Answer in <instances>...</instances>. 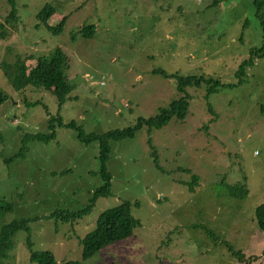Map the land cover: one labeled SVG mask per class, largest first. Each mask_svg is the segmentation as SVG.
<instances>
[{
    "label": "rangeland",
    "instance_id": "rangeland-1",
    "mask_svg": "<svg viewBox=\"0 0 264 264\" xmlns=\"http://www.w3.org/2000/svg\"><path fill=\"white\" fill-rule=\"evenodd\" d=\"M46 3L55 8L50 26L64 16L58 30L36 17ZM1 22L0 203L12 208L0 225L35 219L15 232L4 264H37L38 250L57 263L264 264L255 219L264 202V55L251 56L264 41V0H0ZM82 26L92 34L79 35ZM55 48L71 86L59 112L49 91H14L3 67L19 56L30 68ZM185 75L211 79L185 86V118L109 142L110 194L74 220L48 218L82 209L102 184L98 145L79 143L59 121L85 135L128 128L183 97L177 76ZM50 118L55 138L42 142ZM123 201L138 221L131 236L81 260L79 239Z\"/></svg>",
    "mask_w": 264,
    "mask_h": 264
},
{
    "label": "trees",
    "instance_id": "trees-1",
    "mask_svg": "<svg viewBox=\"0 0 264 264\" xmlns=\"http://www.w3.org/2000/svg\"><path fill=\"white\" fill-rule=\"evenodd\" d=\"M13 6V0H8ZM55 12L53 5L46 3L37 13L36 17L42 21L48 28L58 30L63 25L64 16L60 22L52 27L47 21ZM9 18H13V11L10 10L6 15L4 21H8ZM4 23H0V38H4L7 33L4 31ZM79 35L82 37H88L92 34L91 26H82L79 31ZM264 55V41L257 50L251 51L253 54ZM67 65V59L65 54L60 48H55L48 56H40L36 59L35 64L28 68L25 64V60L19 56L15 58L12 65L4 67V75L7 81L12 86L14 91L25 90L27 86H34L44 91L51 92L57 101L58 112L64 105V102L69 100L68 96L71 92V86L67 82L66 76L63 73ZM179 94L184 95L185 86L199 85L201 82L211 84V79L201 80V77H195L193 75L177 76ZM221 84L215 81L214 86H220ZM4 98L0 99V102ZM188 102L187 96H183L178 100L171 103L168 109H161L157 116L151 119L144 120L139 118L135 125L122 130H114L102 135L89 134L85 135L74 123H63L59 121L58 126L60 128L73 130L75 137L79 143L87 145L91 142H95L98 145V160L99 167L96 170L97 174L102 179V184L95 187L91 191V196L88 199V203L85 207L79 210H55L51 212L48 218H60L61 220L76 219L82 212L91 206V203L100 196H106L110 194L111 189V172L107 167V160L109 158L111 141H122L125 139L133 138L135 133L143 126L148 130L159 129L165 126L172 117L183 120L187 114ZM52 123V124H51ZM54 119L48 120L47 130L51 133L36 138L42 142H46L54 136ZM24 148H20L16 153L12 155H23ZM24 152V153H23ZM3 201V200H2ZM131 203L129 201H123L122 203L109 207L98 214L94 221V226L91 230L86 232L80 239V259L85 260L89 258L96 251L101 249L104 245L116 241L126 239L131 236L134 228L138 225V221L131 215ZM12 208L11 203H0V216ZM255 219L260 230L264 231V202L256 206ZM31 217H23L19 219H12L6 223L0 225V264H4L2 259L5 252L11 247L12 237L18 230L29 231V224L34 221ZM29 240V239H28ZM231 254L236 257L240 262L245 260V256L242 252L232 251ZM31 260L37 264H79L78 260H66L62 263H57L54 254L50 250H38L34 251L30 255Z\"/></svg>",
    "mask_w": 264,
    "mask_h": 264
}]
</instances>
